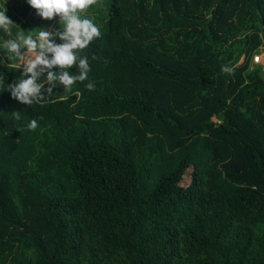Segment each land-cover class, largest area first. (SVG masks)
<instances>
[{
	"label": "trees",
	"instance_id": "1",
	"mask_svg": "<svg viewBox=\"0 0 264 264\" xmlns=\"http://www.w3.org/2000/svg\"><path fill=\"white\" fill-rule=\"evenodd\" d=\"M104 1L31 105L0 30V264H264V0Z\"/></svg>",
	"mask_w": 264,
	"mask_h": 264
},
{
	"label": "clouds",
	"instance_id": "2",
	"mask_svg": "<svg viewBox=\"0 0 264 264\" xmlns=\"http://www.w3.org/2000/svg\"><path fill=\"white\" fill-rule=\"evenodd\" d=\"M28 3L37 10L41 18L51 20L59 16L60 20L59 28L52 31L38 28L39 31L35 35L33 31L36 29L28 30L27 34L25 30L18 31L14 38H9L3 43L2 49L7 59L18 60L20 67H23L21 78L8 87L12 98L23 105H31L37 97L43 98L46 94L50 96L56 84L71 90L75 82L85 81L90 71L88 57L79 58L77 53L101 35L93 19L81 15L96 4L97 0H28ZM6 11H0V30L12 37V26L16 23ZM57 37L61 43H56ZM2 62L0 59V63ZM73 66L78 67V75H73L67 70ZM222 71L230 73L233 69L225 66ZM45 73L46 77L41 82ZM45 83L49 84V87L42 92ZM86 87L93 90L95 85L88 83ZM12 115L17 120L21 119L19 111L13 112ZM37 126L36 119L27 124L29 130H35Z\"/></svg>",
	"mask_w": 264,
	"mask_h": 264
},
{
	"label": "rangeland",
	"instance_id": "3",
	"mask_svg": "<svg viewBox=\"0 0 264 264\" xmlns=\"http://www.w3.org/2000/svg\"><path fill=\"white\" fill-rule=\"evenodd\" d=\"M28 4V0H0V11H6V14L16 23L12 26L18 27L19 31L35 30L36 28L47 29L52 31L59 28L60 17L56 16L54 19H43L37 14V10L29 7L26 15H23V9ZM99 9L106 10L104 0H97V3L90 6L87 10L81 13L82 17L93 19V22L99 27L102 26ZM14 15V16H12ZM36 32L33 31V35ZM15 37V35H14ZM7 40V39H6ZM23 52V51H22ZM244 61L242 58L240 64ZM254 64H259L264 67V46L260 47L253 58ZM20 65V61L18 62Z\"/></svg>",
	"mask_w": 264,
	"mask_h": 264
},
{
	"label": "built area",
	"instance_id": "4",
	"mask_svg": "<svg viewBox=\"0 0 264 264\" xmlns=\"http://www.w3.org/2000/svg\"><path fill=\"white\" fill-rule=\"evenodd\" d=\"M264 46V45H263ZM263 46H261V47H263ZM254 58V57H253ZM214 120L215 121H218V122H220V120L219 119H217V118H214Z\"/></svg>",
	"mask_w": 264,
	"mask_h": 264
}]
</instances>
